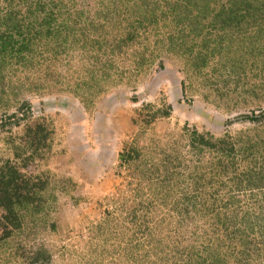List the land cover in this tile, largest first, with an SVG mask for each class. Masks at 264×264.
Wrapping results in <instances>:
<instances>
[{"label":"rangeland","instance_id":"1","mask_svg":"<svg viewBox=\"0 0 264 264\" xmlns=\"http://www.w3.org/2000/svg\"><path fill=\"white\" fill-rule=\"evenodd\" d=\"M10 34L0 264H264V0H0Z\"/></svg>","mask_w":264,"mask_h":264},{"label":"trees","instance_id":"2","mask_svg":"<svg viewBox=\"0 0 264 264\" xmlns=\"http://www.w3.org/2000/svg\"><path fill=\"white\" fill-rule=\"evenodd\" d=\"M233 10L235 12L236 9H233ZM235 14H237V15H234L233 16L234 19L231 18V20H235V22H236L238 18H241V20H243L245 17H249V15H251L252 12H248V13L245 12V14H248V16H246L244 14L239 15L237 11L235 12ZM13 38L14 37L11 34L8 37L1 38V41H0L1 46L0 47H2V46L5 47V46L11 44V42H13ZM10 186H11V183L8 184L7 182H5V185L1 187L0 191L2 194V198L0 199V205L4 210H7L8 212H10L11 216L9 217V220L11 221V223L14 224V222L15 223L18 222V219L12 213L14 211L13 206L18 205L19 203H21L22 200L25 201V199H23L19 195H16L13 192L11 193V190L9 191ZM25 205H27V204H25ZM15 227H16V225H15Z\"/></svg>","mask_w":264,"mask_h":264}]
</instances>
